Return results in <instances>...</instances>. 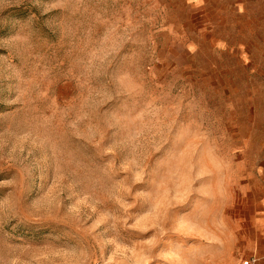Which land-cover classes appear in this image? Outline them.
<instances>
[{
  "label": "rangeland",
  "instance_id": "1",
  "mask_svg": "<svg viewBox=\"0 0 264 264\" xmlns=\"http://www.w3.org/2000/svg\"><path fill=\"white\" fill-rule=\"evenodd\" d=\"M262 222L264 0H0V264H237Z\"/></svg>",
  "mask_w": 264,
  "mask_h": 264
},
{
  "label": "built area",
  "instance_id": "2",
  "mask_svg": "<svg viewBox=\"0 0 264 264\" xmlns=\"http://www.w3.org/2000/svg\"><path fill=\"white\" fill-rule=\"evenodd\" d=\"M239 264H264V253L252 254L246 258H242Z\"/></svg>",
  "mask_w": 264,
  "mask_h": 264
},
{
  "label": "crops",
  "instance_id": "3",
  "mask_svg": "<svg viewBox=\"0 0 264 264\" xmlns=\"http://www.w3.org/2000/svg\"><path fill=\"white\" fill-rule=\"evenodd\" d=\"M261 225L264 226V222L259 223V226H260V227H261ZM235 245H237V242H236V241H235ZM260 246H261V248H264V243H261ZM245 247L248 248V249H253V248H254V242H253V241H248V242L245 244ZM261 253H264V249H258V250H257V248H256V249H253V251L250 252L249 254H246L245 256H243L242 258H246V257H248V256H250V255H252V254H261ZM242 258H240V260H241ZM240 260L238 261L237 264L240 263ZM235 262H236V259H235Z\"/></svg>",
  "mask_w": 264,
  "mask_h": 264
}]
</instances>
